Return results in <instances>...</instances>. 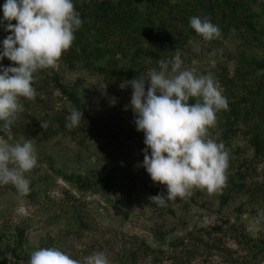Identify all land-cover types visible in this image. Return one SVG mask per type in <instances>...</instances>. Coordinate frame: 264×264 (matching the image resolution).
I'll use <instances>...</instances> for the list:
<instances>
[{"label":"rangeland","instance_id":"rangeland-1","mask_svg":"<svg viewBox=\"0 0 264 264\" xmlns=\"http://www.w3.org/2000/svg\"><path fill=\"white\" fill-rule=\"evenodd\" d=\"M102 1L74 0L76 11L86 17L72 46L55 66L34 74L35 99L21 98L24 111L8 143L31 139L38 162L26 173L28 194L0 184V263L28 264L32 252L55 247L77 260L103 251L111 264H264V219L258 216L264 210V0H245L247 17L231 22L207 8L206 0H138L142 28L167 38L166 45L155 47L145 37L134 45L115 31L99 30L101 24L94 26L89 11ZM192 16L209 18L219 35L203 39L190 27ZM9 34L0 26V42ZM159 47H164L163 59L179 56L183 68L213 75L228 104L236 103L243 113L234 136L226 133L222 110L208 129L229 152L225 183L213 193L193 187L190 195L163 207L150 197L166 195V186L153 182L139 166L146 145L129 107L130 80L96 70L146 75L159 70L153 59ZM71 49L78 52L73 68L67 61ZM54 73L77 91L89 117L82 124L85 131L73 129L76 135L57 131L60 126L53 120H66L65 113L75 109L55 87ZM43 121L57 132L42 134ZM101 169L115 178L109 195L72 181Z\"/></svg>","mask_w":264,"mask_h":264},{"label":"clouds","instance_id":"clouds-1","mask_svg":"<svg viewBox=\"0 0 264 264\" xmlns=\"http://www.w3.org/2000/svg\"><path fill=\"white\" fill-rule=\"evenodd\" d=\"M0 7V26L10 33L0 42V184H12L20 195H26L30 191L26 173L37 165V154L31 139L8 143L12 125L24 111L21 98L34 100L37 96L34 74L55 66L72 46L83 21L74 0H5ZM189 20L203 39L219 35V27L209 18L192 16ZM5 57L15 66H3ZM158 63L159 70L150 69L146 75L128 81V87L132 89L129 107L146 145L139 166L153 182L166 186V195L150 197L151 202L163 207L177 197L190 195L193 187L213 193L225 183L229 152L224 143L208 135V129L215 125L216 114L227 110L229 104L213 75H197L194 69L183 68L179 56L161 58ZM83 118V111L73 109L66 117V128L78 127ZM41 127L46 129L48 121L41 122ZM258 216L264 219V210ZM28 264L111 261L103 251L77 260L60 249L45 247L32 252Z\"/></svg>","mask_w":264,"mask_h":264},{"label":"trees","instance_id":"trees-1","mask_svg":"<svg viewBox=\"0 0 264 264\" xmlns=\"http://www.w3.org/2000/svg\"><path fill=\"white\" fill-rule=\"evenodd\" d=\"M138 0H104L101 3H97L93 5L92 10L89 11V16L92 18L93 25L101 24L99 30H101V27H104V30H107V32L111 33V31H115L118 36H120L123 39H126L129 43L131 41L134 42V45H138L141 42V38L145 37L148 42L152 44L153 47L157 46L158 44L166 45L167 38L160 35V33H151L145 29H143V25L140 23L141 19L139 17V5L137 4ZM207 8H210L213 11L218 10L221 12L222 17L229 18L230 22L243 19L244 17H247L248 12V5L245 0H206L205 3ZM186 8L179 9V13L182 12V15L184 12H187L185 10ZM155 12H150L149 14H153ZM246 13V14H245ZM138 16H137V15ZM212 16V14H210ZM81 17V16H80ZM84 17H81L83 20ZM242 17V18H241ZM239 18V19H238ZM151 20V19H150ZM90 26V27H94ZM110 28V30H109ZM133 31L135 32V35H133ZM169 34L168 31H166L167 35ZM161 36V38H160ZM171 37V36H168ZM170 40V38H169ZM171 44V43H169ZM172 46V45H171ZM117 48H122V44L119 42L117 43ZM0 50H2V47H0ZM164 50V47H159L154 54L153 59H155V63H157L159 67L158 61L161 59L162 56H164L162 51ZM67 61L70 67H74L75 60L78 59V52L71 49L68 52ZM151 54V53H149ZM152 54V55H153ZM163 58V57H162ZM3 66H15L12 61H10L7 57L2 62ZM96 70L101 71L102 73L106 75H112V76H119L129 80L134 79L137 74L141 76V72L139 71H120L116 68H104V67H96ZM125 76V77H124ZM52 81L55 83V87L61 91V93L71 102L73 103L75 109L81 110L84 113V118L82 119L80 123V132L85 131L84 127H82V124H84L88 120V116L85 114L83 110V104L81 102L80 97L77 94V91L73 90L71 91L65 84H63L59 78V76L54 73V76L52 77ZM192 103L195 102V100L191 101ZM224 119H225V128L226 133L228 135H236L242 125V110H240V107L236 104H229V107L227 110H222ZM70 114V112L65 113V119ZM56 123L59 124L60 128L57 131H63L64 133H70L73 135H76L78 132L69 130L66 128L67 120H63V118L57 116L54 118ZM49 127L47 129H42V134H47L48 136L54 135L57 131L52 130L53 128L48 123ZM41 126V124H40ZM34 130V129H33ZM34 133V132H33ZM72 181L76 184H79L81 188L84 189H93L96 192L102 193L104 195L111 194V191L114 187L115 178L113 175L108 172L105 169L98 170L97 173L92 174L91 178H83L81 176L78 177H72ZM0 264H6L5 259L3 263Z\"/></svg>","mask_w":264,"mask_h":264}]
</instances>
